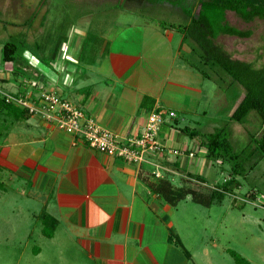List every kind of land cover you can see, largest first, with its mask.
<instances>
[{
	"label": "crops",
	"instance_id": "0c3cea01",
	"mask_svg": "<svg viewBox=\"0 0 264 264\" xmlns=\"http://www.w3.org/2000/svg\"><path fill=\"white\" fill-rule=\"evenodd\" d=\"M172 40L170 33L128 25L115 38L104 39L96 60L106 53L108 66H104L105 60L98 65L96 61L76 64L74 55L66 52L70 45L58 55L61 64H53V72L59 73L53 77L55 86L29 68L28 77H38V85L30 86L20 78L13 90L6 91L35 97L42 86L63 94L65 91L57 86L63 83L74 96L70 102L122 140L139 135L148 115L158 108L176 115L162 124L158 139L179 154L150 157L144 164L101 154L90 149L79 135L58 130L36 116L16 125L17 121L12 122L0 136V181L4 179L9 186L4 195L19 197L10 202L20 213L25 212V217H41L53 233L60 230L65 235L61 240L67 257L77 259L72 264H190L194 260L173 231L181 202L168 205L142 180L145 174L159 172L179 186L185 178L200 177L197 173L204 150L197 141L179 134L178 130L187 125L177 126V113L184 112L185 97L190 101L200 98L203 83L193 87L199 82L195 71L173 65ZM8 69L0 70V85L14 81ZM78 72L80 78L93 77L96 82L91 87L80 86L78 79L71 77ZM188 112L196 115L198 111L192 108ZM199 114L205 116L206 111L202 109ZM190 122L198 124L194 119ZM191 164L194 170H190ZM173 178H178L179 184H174ZM53 233L46 237L48 241H52Z\"/></svg>",
	"mask_w": 264,
	"mask_h": 264
},
{
	"label": "rangeland",
	"instance_id": "374dc122",
	"mask_svg": "<svg viewBox=\"0 0 264 264\" xmlns=\"http://www.w3.org/2000/svg\"><path fill=\"white\" fill-rule=\"evenodd\" d=\"M169 1L167 5L157 0H0V70L8 66L10 69L6 71L13 77L11 64L2 62V48L6 41L10 40L18 44L25 39L31 48L36 49L39 56L47 58L50 56L49 49L56 43V37L66 35L68 43L60 45L58 55L71 45L66 52L73 56L88 28H90V35L99 37L103 33L102 37L110 40L128 25H136L137 28L142 27L151 31L160 30L161 34H172L173 40L169 42V45L170 48L172 47L173 65L181 69H189L191 67L185 60L194 62L189 51L184 49V46L188 47L189 43L185 41L180 47L181 34L169 28L165 30V26L160 24L186 23L187 16L192 14V11L198 12L197 1ZM226 21L239 30H249L251 36L241 39L221 35L216 39V43L232 59L250 62L257 68L264 67V21L255 19L245 22L231 11L226 12ZM22 23H26V26L21 29L15 26L16 24L22 26ZM28 26L31 28L28 29ZM23 30L26 34L19 36V32ZM24 55L29 59L35 74L46 77L55 86L56 80L53 77L59 74L58 70L53 72L36 62L30 50L25 51ZM105 55L106 53L103 57L99 56L95 64L98 65L105 60L104 66H108ZM55 63L61 64L58 57ZM194 74L199 82L194 83L193 87L199 88L203 83L200 87L203 94H200V98H194L193 101L188 100L187 97L183 99L182 102L186 101L187 104L182 107L184 112L177 113V126L187 125L199 128L200 131L210 132L215 127L225 124L237 105L236 99L239 94L243 95L244 91L241 86L236 85L227 92H223L212 81L203 79L197 71ZM80 76L79 72L71 75L73 79H78L80 86L91 87L96 82L93 77L80 78ZM15 82L16 80L12 79L11 85L1 83L0 91L6 93L13 90L16 87ZM51 83L48 85L51 86ZM57 86L66 93L54 92L58 98L73 100L74 96L62 87L63 83ZM196 103L199 104L198 107ZM192 108L197 109L196 115L188 112L192 111ZM202 109L206 111L205 116L199 114ZM253 116L255 120L252 121L250 118ZM191 119L196 120L198 124L190 122ZM31 122H34L33 118ZM19 123L14 122V125ZM11 125L12 122L1 125L0 133L4 134ZM229 128L236 151H240L248 144L250 134L263 131L254 113H250L248 120L243 124L229 123ZM193 140L199 143V138ZM200 157L203 162L198 167L197 174L209 188L221 186L225 180L231 178L230 166L227 163L209 161L205 165L204 154L200 153ZM190 170H194L193 164L190 165ZM235 178L240 182V188L232 193H225L221 200H214L209 207L196 204L189 198L178 203L173 231L178 234L176 238H180L186 250L194 256L190 264H235L227 250L235 251L249 264H264V158L245 175ZM3 180L0 181V264H72L75 262L76 258L67 257L68 252L65 251L66 247L61 240V237L65 235L60 230L53 233L52 228L43 218H37V216L34 218L31 215L27 218L25 212L20 213V210L13 207L15 204L10 200L19 197L4 195L9 186ZM172 181L174 184H179L178 178H173ZM251 189L255 191V197L248 200L247 194ZM44 231L50 235L53 233L52 241L46 239Z\"/></svg>",
	"mask_w": 264,
	"mask_h": 264
},
{
	"label": "trees",
	"instance_id": "16d2710c",
	"mask_svg": "<svg viewBox=\"0 0 264 264\" xmlns=\"http://www.w3.org/2000/svg\"><path fill=\"white\" fill-rule=\"evenodd\" d=\"M157 1L167 5L170 2L169 0ZM194 1H197L198 12L194 13L192 11V14L187 16L186 23H161L160 25L165 26V30L169 28L170 30L179 32L182 36L181 45L185 41L189 43V53L192 55L194 62H187L188 59L185 62L197 71L203 79L212 81L223 92H227L231 87L239 85L242 87L244 94L237 103L240 97L239 94L236 99L237 105L222 126L215 127L210 132L200 131L198 128L189 126H184L178 130L180 135L189 139L199 138V147L204 150L206 164L209 161H220L222 164L227 163L230 166L231 178L225 180L221 186L217 185L218 187L215 186L212 189L207 186L201 177L185 178L181 180L179 186L173 185L165 176L156 178L154 174H145L142 178L151 193L157 194L168 205L173 207L185 200L187 196L196 204L209 207L214 200H221L225 193L228 194L234 192V190H238L240 182L235 177L245 175L248 170L253 169L264 158V67L257 68L250 62L232 59L216 43V39L221 35L241 39L249 38L251 36L249 30L243 31L229 25L226 21V12H234L245 22H251L255 19L264 21V1ZM15 26L21 29V27L26 26V23H22V26H18V24ZM30 28L31 26H28V29ZM25 34V30L19 32V36ZM102 35L103 33L99 37L97 35H90V28H88L84 39L80 42L78 50L74 54L76 64L82 66L95 63L98 52L104 43ZM56 38V43L49 49L50 56L47 58L39 56L36 49L34 47L31 48L25 39L21 40L18 44L10 40L6 41L2 48V62L4 64H11L14 80L17 81L21 78V80H26L30 86L36 87L38 85L36 77H28L27 75V70L31 68V63L24 55V52L30 50L33 54L32 58L36 62L53 70V64L58 57L60 45L68 43L66 35ZM66 62L70 63L68 60ZM34 80H36L35 84L32 85L31 81ZM38 89H42V86L38 87ZM154 111L162 112L163 110L158 108ZM250 113L256 115L261 124V131H263L262 133L250 134L248 144L240 151H236L232 143L229 123L243 124L248 120ZM32 116L27 109L20 108L10 102L7 103L0 93V126L14 121L26 120ZM253 119L255 120V116L250 118L252 121ZM1 135L2 133H0ZM151 177L152 180L150 179ZM254 194L255 191L251 189L247 194L248 200L254 198ZM44 234L47 237L51 236L45 231ZM227 253L233 258L235 264H249L246 259L235 251L227 250Z\"/></svg>",
	"mask_w": 264,
	"mask_h": 264
},
{
	"label": "built area",
	"instance_id": "2783aa9c",
	"mask_svg": "<svg viewBox=\"0 0 264 264\" xmlns=\"http://www.w3.org/2000/svg\"><path fill=\"white\" fill-rule=\"evenodd\" d=\"M31 83L35 84V81ZM0 93L7 103L27 109L33 116L52 124L58 130L79 135L90 149L124 162L144 164L150 157L162 158L169 154H179L178 150L166 148L158 139L161 125L166 119L175 117L174 112L152 111L139 135L122 140L112 131L100 127L93 118L86 116L79 106L58 98L53 91L44 87L35 97L28 93ZM154 176L161 177L159 172H155Z\"/></svg>",
	"mask_w": 264,
	"mask_h": 264
}]
</instances>
